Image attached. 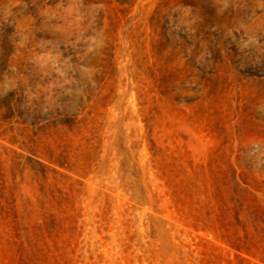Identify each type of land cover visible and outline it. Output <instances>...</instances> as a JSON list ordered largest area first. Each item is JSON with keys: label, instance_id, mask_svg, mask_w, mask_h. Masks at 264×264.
I'll return each instance as SVG.
<instances>
[{"label": "rangeland", "instance_id": "1", "mask_svg": "<svg viewBox=\"0 0 264 264\" xmlns=\"http://www.w3.org/2000/svg\"><path fill=\"white\" fill-rule=\"evenodd\" d=\"M0 264H264V0H0Z\"/></svg>", "mask_w": 264, "mask_h": 264}]
</instances>
